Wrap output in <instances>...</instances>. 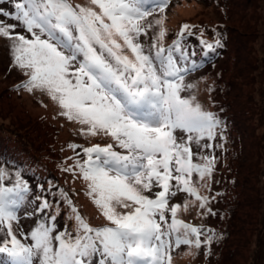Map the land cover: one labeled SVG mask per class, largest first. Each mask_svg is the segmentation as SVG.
<instances>
[{
  "label": "snow or ice",
  "instance_id": "obj_1",
  "mask_svg": "<svg viewBox=\"0 0 264 264\" xmlns=\"http://www.w3.org/2000/svg\"><path fill=\"white\" fill-rule=\"evenodd\" d=\"M169 3L0 0V38L25 78L15 90L49 97L82 137L112 141L69 144L75 155L63 168L85 183L108 222L99 227L64 189L40 185L37 193L22 172L0 167V264H172L181 246L210 253L220 238L180 214L216 215V197L201 189L210 191L216 157L206 150L223 136L224 122L186 78L222 39L216 33L209 42L185 23L166 44ZM179 194L183 202L173 203ZM62 206L71 230L58 227ZM21 213L34 221L27 232Z\"/></svg>",
  "mask_w": 264,
  "mask_h": 264
},
{
  "label": "rangeland",
  "instance_id": "obj_2",
  "mask_svg": "<svg viewBox=\"0 0 264 264\" xmlns=\"http://www.w3.org/2000/svg\"><path fill=\"white\" fill-rule=\"evenodd\" d=\"M83 2L84 0H73V3ZM226 4L229 5L230 0H170L165 11L168 29L165 43H170L185 23L194 26L193 31L196 35H199L201 30L204 34L207 32L214 35L218 23L227 24L231 38L228 58L221 60L218 68H211L207 60L203 61L207 65L206 68L187 77L186 82L199 83V101L208 110L217 113L220 118L222 104L226 108V112L233 118H231L232 121L234 120L233 140L234 135L236 139L241 134L244 136L242 146L241 142L240 146L237 143L236 152L242 150L243 162L251 168V171L243 169L246 174L251 172L252 174L247 183L237 177V166L240 165L241 160L232 163V155L229 157L227 155L223 138L226 125L225 119L221 118L224 122L223 136H218L213 142L214 147L206 150L216 157L210 191L201 189L203 195L216 197L211 204L216 215L201 219L196 214L197 209L191 208L188 213H181L180 218L196 226L203 224L213 229L219 236L220 233L215 228L219 225L224 226L228 209L226 200L221 203L219 197L225 192L226 199L231 201L236 195L240 201L237 220H231L229 225V230H233V234L229 237V246L236 253L230 264H264V25L260 23L262 19L264 20V0H232L227 8L230 14L228 21L222 15V6ZM4 6L7 7V5ZM11 22L8 21V23ZM190 41L194 44L193 40ZM222 44L224 45L223 40ZM219 49V52L223 51V46ZM257 57L260 59L259 63L255 62ZM10 62L12 58L8 44L0 38V150L6 149L8 155L0 159V167H5L13 173L16 170L22 172L37 193L40 185L44 189L53 186L41 181L43 172L39 168L46 167V164L45 158H41L42 154L38 150L40 141L36 137L37 133L30 124L34 121L36 126L42 129L40 133L47 139H51L50 134L53 135L50 142L55 154L62 156V161L58 157H52L50 166L54 165L62 180L71 184V194L75 199L77 198L75 194H78V202L79 200L83 202L84 207L79 203L76 206L84 210L85 216L91 222L108 223L85 194L87 191L85 183L74 178L72 173L63 171V168L73 163L69 157H74L75 154L69 149V144L88 147L95 143L101 145L111 143V139L102 135L82 137L79 132L80 126L61 117L58 114V106L42 93L29 94L26 91H19L16 95L9 92L8 88L14 83L19 84L25 79L12 65L9 66ZM206 85L213 86L214 91L209 93ZM235 114L240 123L236 121ZM229 144L230 141H228ZM14 157L28 163L34 159V162L39 163L20 167ZM259 169L262 172H258ZM234 177L237 179L236 184L238 182L237 189L230 186ZM183 199L184 194H179L172 202L182 203ZM61 213L58 217V227L67 225L71 230L73 222L66 216L68 212L63 206ZM33 222L32 218H25L21 213V225L25 232L29 230ZM213 245H211L210 253L205 248H201L198 253L192 249L194 255L188 254L189 250L186 246H181L173 252L172 264H223L222 261L220 262L221 256L224 255L223 247L218 248L215 255L216 246Z\"/></svg>",
  "mask_w": 264,
  "mask_h": 264
},
{
  "label": "trees",
  "instance_id": "obj_3",
  "mask_svg": "<svg viewBox=\"0 0 264 264\" xmlns=\"http://www.w3.org/2000/svg\"><path fill=\"white\" fill-rule=\"evenodd\" d=\"M231 3H232V0H230V4ZM229 5L226 4V6H224V7L222 6V15L224 16L225 19H227V21H228L229 16H230V14H229V12L227 10ZM260 23L264 25V20L262 19ZM215 29H216L215 32L220 34L221 39L224 41V45H223V51L219 52L220 49H217L216 53L219 52L217 57H215L216 56L215 55L216 53H215V54L211 55L209 58H203V61L207 60L208 66H211V68H218L219 62L221 60H226L228 58V56H229V52L228 51L230 49V43H231V38H230V34H229L230 30L228 29V26H227L226 23H224V22L218 23ZM204 36H205V37H203L204 39L208 40L209 42H214V35H212L211 33H207L206 32L204 34ZM239 37H240V35H239ZM190 40L194 41L193 45H198V41H197V39L195 37H193ZM170 43H168V44H170ZM255 62H257V63L260 62L259 57H257ZM10 65H12V62H10L9 66ZM206 66H207L206 63H203L200 71L205 69ZM196 73H198V72H196ZM196 73H194V74H196ZM16 85H17V82L14 83L10 88H8V91L9 92H13L14 94L17 95L19 92H17L15 90V86ZM227 106H228V104H227ZM228 109L230 110V106H228ZM221 112H222V117L221 118L225 119V125H226V132H225L223 138L225 140V145H226V148H227V155H228V157L230 155H232L231 156L232 157V163H233V161L241 160L240 165L237 166V177L239 179L245 180L244 182L247 183L248 179H249V176H250V174H252V172L249 173V174H246L243 168L249 169L250 171H251V168H248L246 163L243 162L244 153L241 152L242 150H240L239 152H236L237 151V143H239V146H240V142H241V146H242V144H243L242 139H244V136H243V134H241V136L240 137L238 136V138L236 139L235 135H234V140H233L232 131H233V127H234V120L232 121L233 118L226 112V108L223 106V104L221 106ZM235 119H236V114H235ZM236 121H238V120L236 119ZM30 124H31V127L33 126V130L36 131V133H37L36 137H37L38 141H40V145H38L39 146L38 150H40V153L42 154L41 158H43V157L45 158L46 167L45 166H41V168H39L43 172V178H42L41 181L42 182H46V183H48L50 185H55V187H57V188L64 189L66 192H68L69 196L72 198L73 203L75 205H78V203H79V205L84 207L83 206V202L81 203L80 200L78 202V199H79L78 194H75L76 197H77L76 199L72 196V194H71V190H72L71 184H68L66 181L62 180L61 175L58 172H56V169L54 168L55 167L54 165L50 166L52 157H58L62 161V156H57L55 154L52 142H50V140L52 141L53 135L50 134L51 139H47L44 134L40 133V131H42V129L39 126H36V123L34 121L31 122ZM228 141H230L229 145H228ZM2 150L3 151L0 150V159L8 156L7 152H6V149H2ZM44 152H46L45 155H44ZM14 158L16 159L15 162L20 167H25L26 164H29L30 166H32L33 163H36V164L39 163V162H34L35 161L34 159L30 160L31 163H28L26 161H23V160L17 158V157H14ZM35 168L38 169L37 166H35ZM52 168H53L54 171L52 170ZM30 169H31L32 173L35 175V172L32 170V168H30ZM258 172H262V171H260V169H259ZM236 180L237 179L234 177L233 181L230 183V186L237 189L238 182L236 184ZM225 195H226V193L223 192L220 195L219 200H220L221 203L225 202V200H226V203L228 204L227 219H226V221L224 223V226L219 225V226H217L215 228L216 231L220 233V235H219L220 238L217 241H215L213 244L216 246L215 255L217 253V249L218 248L221 249L223 247L224 255L221 256L220 262L222 261L223 264H230V262L234 259V255H235L234 253H236V252H235V250L233 248H231L229 246V240H230L229 237H230V235L233 234V230L232 231L229 230V225H230L231 220H233V221L237 220L236 216H237V211L239 209L240 201L238 200V198H236V195L234 196V198L231 201H228L226 199ZM78 208L80 209V207H78ZM80 212L87 219L89 224L91 226H93V227H99V226H103V225L107 224V223H101V222L100 223H96L95 221L91 222L89 220V218L87 216H85L86 213L84 212V210H80ZM66 216L68 217V213L66 214ZM233 225H235L234 222H233ZM255 258L258 259L257 256H255Z\"/></svg>",
  "mask_w": 264,
  "mask_h": 264
}]
</instances>
